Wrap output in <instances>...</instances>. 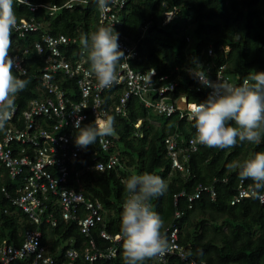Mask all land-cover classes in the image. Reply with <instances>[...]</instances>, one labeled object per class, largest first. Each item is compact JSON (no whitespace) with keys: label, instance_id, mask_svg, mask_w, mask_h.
<instances>
[{"label":"trees","instance_id":"1","mask_svg":"<svg viewBox=\"0 0 264 264\" xmlns=\"http://www.w3.org/2000/svg\"><path fill=\"white\" fill-rule=\"evenodd\" d=\"M123 1V7L113 9L116 17L113 28L137 51L127 62L136 72L145 75L155 72L154 88L176 84L174 91L165 95L166 102L184 97L191 109L208 97L210 89L193 75L199 71L197 63L210 81L215 80L219 68L224 66L221 74L236 86L254 72H264V0ZM27 3L30 7L14 3L18 24L26 20L38 26V31L23 38L14 31L12 34L11 55L29 49L25 60L28 73L20 77L29 83L15 101L18 111H23L30 100L43 93L40 69L44 59L32 48L42 34L68 38L70 42L62 48L63 55L70 62L84 59L90 69L82 52L81 35L110 26L101 22L95 0H86L81 5L71 0H27ZM67 3L73 7L66 8ZM40 5H54L58 9L49 16ZM167 13L172 14L169 21H166ZM163 77L167 78L160 80ZM53 80L63 90L75 88L74 81L62 74L55 75ZM123 92L119 86L103 94L108 116L116 121L115 133L104 137L110 143L108 151L102 152L98 142L82 150L74 165L76 177L72 174L71 186L83 192L86 200L101 205V220L85 236L75 223L63 221L54 210L57 226L53 228L45 223L39 226L41 244L51 264H70L68 251L79 254L73 264H89L83 255L90 249V240L95 244L94 252L106 254L114 244L101 238V233L121 236V216L127 196L121 182L145 172L158 175L167 183L166 193L150 201L151 209L163 218L162 232L167 238L173 228L177 229L178 244L188 260L197 264H264V201L252 196V181H241L239 169L229 167L233 162L243 163L257 152H264V136L259 144L238 142L225 150L195 144L196 150L192 152L188 149L189 142L194 139L196 129L188 112L157 114L154 109L144 107L138 97H131L125 113L119 115L114 107ZM148 96L152 101L158 99L156 91H150ZM183 103L179 101L180 106ZM168 138H176L178 148L186 149L187 160L182 163V171L171 167L164 143ZM94 153L99 155V160L115 155L120 166L107 172L87 171L85 167L92 164ZM19 184L18 179L10 180L0 167V249L21 246L25 232L36 229L12 205ZM241 191L248 195L240 198ZM197 193L198 198L189 201ZM79 210L84 212L83 208ZM115 245L114 258H99L92 264H126L123 240ZM12 264L26 262L19 260ZM144 264L159 263L154 258ZM168 264H181V261L172 256Z\"/></svg>","mask_w":264,"mask_h":264},{"label":"built area","instance_id":"2","mask_svg":"<svg viewBox=\"0 0 264 264\" xmlns=\"http://www.w3.org/2000/svg\"><path fill=\"white\" fill-rule=\"evenodd\" d=\"M16 1L22 4L19 0ZM71 2L81 5L85 4L86 0H71ZM123 5V0H109L107 9H100L101 22H106L110 26L115 25L116 17L113 9L121 8ZM39 7L44 8L49 16H53L58 9L54 5ZM65 7L71 8L73 5L67 3ZM31 10L34 11V8ZM171 17L172 14L167 13L166 21ZM37 31L38 26L26 20H21L14 30L20 38ZM69 42L70 40L64 36L55 38L42 34L40 41L33 44L32 48L36 54L44 59V66L40 69L43 93L41 97L30 100L23 111H18L16 106L13 118L7 124L6 131L0 139V167L6 171L10 180L18 179L20 183L16 187V196L11 200L12 205L21 210L30 223L36 226V229L25 232L21 246H4L0 249V264H12L19 260L25 261L26 264H51L52 260L47 256L45 246L41 244L42 234L39 226L43 223L53 228L57 226L54 210L60 214L63 221L75 223L80 233L85 236H88L91 229L100 222L101 205L86 200L83 192L71 186V180L72 174L74 173L75 177L77 174L76 171L74 172L75 162L82 155V150L75 145L78 129L74 125L80 116L85 117L80 127L92 124L96 115L102 118L108 117L103 98L105 92L114 87H123L124 92L114 107L115 113L119 115L125 113L127 101L131 97H138L144 107L154 109L157 114L170 116L175 111L188 112L191 119V110L179 105L181 100L188 103L186 98L180 97L166 102L168 98L165 95L174 91L175 83L154 88L155 72L151 71L148 75L136 72L130 68L127 61H122L118 66L119 83L114 84L110 89H100L95 77L89 75L90 69L86 67L84 59L70 62L63 55L62 48ZM119 45L126 56L131 54V58H134L137 55L136 49L120 36ZM28 51L29 49H25L22 54L12 55L24 70L23 73H18L15 68L13 69L20 77L28 73L25 61ZM223 69L224 66L219 68V73L212 82L228 81L221 74ZM58 74L74 81L75 88L61 89L53 80ZM209 89L211 93L212 89ZM150 91H156L158 96L156 101L149 98ZM135 127L138 128L139 125ZM164 143L171 159V167L182 171V163L187 160V155L184 154L186 149L178 148L176 138H168ZM98 145L102 152H107L110 147L109 141L105 138L102 141L98 140ZM188 149L194 152L196 146L190 141ZM98 156L97 153L92 155V164L85 167L87 171L107 172L120 166V160L115 155L103 160H99ZM247 195L246 191H241L239 197ZM196 198L198 193L189 198V201ZM260 200L264 201V199ZM79 208H83L84 212H80ZM178 215L176 214L177 217ZM101 238L114 245L109 247L106 254L96 253L95 244L90 240V249L83 255L85 262L92 264L99 258L115 257L117 253L115 244L121 242L122 237H110L101 233ZM168 240L171 248L163 257L156 258L159 264H168V259L172 256L177 257L181 264H197L188 260L184 249L178 244L177 229L171 230ZM66 254L70 264L79 257L76 251H68Z\"/></svg>","mask_w":264,"mask_h":264},{"label":"clouds","instance_id":"3","mask_svg":"<svg viewBox=\"0 0 264 264\" xmlns=\"http://www.w3.org/2000/svg\"><path fill=\"white\" fill-rule=\"evenodd\" d=\"M15 2L0 0V133L6 131L15 113L18 94L29 83L13 73L14 68L18 73L24 72L11 55L12 34L18 25ZM19 2L30 7L27 0ZM95 3L99 9L106 10L109 0H95ZM119 36L112 25L81 35L80 43L90 67L89 75L95 77L100 89H110L119 83L118 65L131 58V54L126 56L120 49ZM196 68L199 71H194V77L212 91L203 102L191 108V119L196 129L191 143L220 150L233 148L238 142L259 144L264 136V72H254L236 86L228 81L212 82L201 65L197 63ZM84 119L83 116L78 117L74 125L78 129L75 145L81 150L115 133L114 117L96 115L92 124L80 127ZM229 167L239 169L241 181H252L254 198L264 199V152H257L243 163L233 162ZM121 183L127 194L120 226L126 264H144L146 260L163 257L171 244L162 232L165 222L151 209L150 201L166 193L167 183L160 176L147 172L131 175Z\"/></svg>","mask_w":264,"mask_h":264},{"label":"bare ground","instance_id":"4","mask_svg":"<svg viewBox=\"0 0 264 264\" xmlns=\"http://www.w3.org/2000/svg\"><path fill=\"white\" fill-rule=\"evenodd\" d=\"M183 104H184V105L181 106L182 108H184V109H188V110H191L190 107L187 105V103L184 102Z\"/></svg>","mask_w":264,"mask_h":264},{"label":"rangeland","instance_id":"5","mask_svg":"<svg viewBox=\"0 0 264 264\" xmlns=\"http://www.w3.org/2000/svg\"><path fill=\"white\" fill-rule=\"evenodd\" d=\"M61 245H62V244H61ZM63 245H64V244H63ZM63 245H62V246H63Z\"/></svg>","mask_w":264,"mask_h":264}]
</instances>
